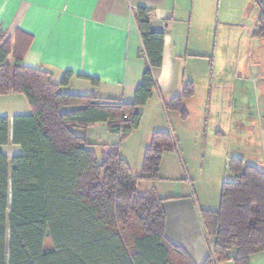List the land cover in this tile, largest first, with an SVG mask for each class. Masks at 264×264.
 I'll return each mask as SVG.
<instances>
[{
    "label": "trees",
    "instance_id": "16d2710c",
    "mask_svg": "<svg viewBox=\"0 0 264 264\" xmlns=\"http://www.w3.org/2000/svg\"><path fill=\"white\" fill-rule=\"evenodd\" d=\"M150 15L136 8L149 65L133 102L62 91L72 72L57 84L49 72L23 65L31 36L17 31L13 39L0 30V96L24 95L32 109L12 122L0 116V264H195L167 237L165 199L154 187L139 192L143 180L161 179L165 152L177 151L173 133H152L140 175L121 156L163 64L165 33L153 30ZM258 22L255 36L264 37L263 6ZM194 94L186 82L165 109L187 119L184 101ZM99 123L121 141L94 143L81 132ZM10 140L21 147L11 159L2 150ZM228 168L235 177L222 183L218 208L201 210L212 248L203 264H249L264 251V170L242 156L230 157Z\"/></svg>",
    "mask_w": 264,
    "mask_h": 264
},
{
    "label": "crops",
    "instance_id": "0c3cea01",
    "mask_svg": "<svg viewBox=\"0 0 264 264\" xmlns=\"http://www.w3.org/2000/svg\"><path fill=\"white\" fill-rule=\"evenodd\" d=\"M251 3L253 0H0V30L13 39L17 31L31 36L23 65L49 72L57 84L66 72H72L70 84L62 91L94 93L126 102H133L136 88L149 65L142 52L136 8L150 9L151 27L165 33L163 64L153 71L156 89L139 110V127L122 142L121 156L129 163L127 146L134 145L141 149L143 160L152 133L173 129L177 151L165 152L163 156L169 166L163 169L162 161L161 179L141 183L146 184V190L156 188L165 199L167 237L174 245L185 249L195 264H203L212 250L201 210H215L219 206V201L216 206L213 199L201 202L200 191H196L194 184L206 171L207 142H211V154L215 156L216 149L220 148L223 152L220 156L227 159V163L230 157L236 156L233 152L249 145L247 116L241 110L243 78L240 71L245 64L240 51L239 60L231 61L222 56L220 70L216 71L215 67L217 47L221 53L226 52L228 47L223 42L232 29L244 30L241 40L248 32L245 20ZM261 12L262 6L258 3L252 17L255 21L253 37H256ZM7 62L13 64L15 58L10 55ZM229 68L233 76L226 78L225 70ZM84 76L96 78L99 83L94 84ZM225 79L231 80L233 85V92L228 89L227 95L223 91ZM188 81L194 84L195 94L184 101L189 116L183 119L174 110L168 112L165 103L181 94ZM21 96H0V116H8L12 122L17 115L31 114V106ZM164 111L168 120L170 118V128L164 122ZM172 118L177 125L172 123ZM190 131H195L193 136ZM81 132L94 143L103 141L102 135L104 143L121 141V134L110 133L105 123ZM196 148L199 150L193 153L192 149ZM2 150L9 159L21 153V147L11 140ZM176 160L179 163H174ZM197 161L201 163L198 169ZM218 173L215 170L209 180ZM249 264H264V251L253 254Z\"/></svg>",
    "mask_w": 264,
    "mask_h": 264
},
{
    "label": "rangeland",
    "instance_id": "374dc122",
    "mask_svg": "<svg viewBox=\"0 0 264 264\" xmlns=\"http://www.w3.org/2000/svg\"><path fill=\"white\" fill-rule=\"evenodd\" d=\"M253 3L248 6L247 19L245 20L247 25H249V29H247L248 32L246 33L245 37L241 40L242 31L244 30L238 29L236 27L235 29H232V31L226 36V41L223 42L228 47L226 52L221 53L222 51L220 47H217V63L215 68L216 71L220 70L219 65L222 56H226L231 61H234L235 59L236 61L239 60L237 58L238 52L240 51L239 54L241 55L242 62L245 64V68H241L240 71V76L243 78L241 110H243L247 116V135L249 145H245V147H242L240 151H235L233 153L236 154V156H244L248 163L254 164L264 170V37H253L252 35V32L255 28V21L252 20L253 11L255 12L259 2L258 0H253ZM218 39V42H220L221 38L219 37ZM240 41H242V43H240ZM249 67H253V69H250ZM232 71V68L225 70L226 78H229L231 74L233 76ZM224 82L225 85L223 91L227 95V93L229 92L228 89H230L231 91L233 85L231 84V80L225 79ZM232 92L233 90L230 93ZM21 97L22 99H24V101H27L24 95H22ZM226 102L228 103V101ZM168 112H170V110H168ZM163 115L164 122H167V125L170 128V126H172L169 121L170 118L168 120L165 111ZM172 123L177 125L176 121L173 118ZM170 130L174 134L173 129ZM103 132L104 131L102 129L100 133L102 134ZM190 132L192 136L195 133V131ZM101 138H103V141H101L100 139L97 143H104L105 137H103L102 135ZM127 139H129V137H127L124 141H127ZM189 143L195 145L194 142ZM207 143L209 145H207L205 149L207 159L205 162L206 171L203 176L195 180L194 184L196 186V191L198 189L200 191V196L198 195V199L200 200L201 198V202L204 200L211 201L213 199L215 201L214 204H216L217 206L218 201L220 199L222 186L217 188L216 184L218 183L219 186L223 183V180L231 181L234 179L235 175L229 170L227 159L220 156V153H223L220 152L221 149L217 148L216 155L213 156L210 152L212 150V145L210 144L211 142ZM127 147V156L129 158L130 167L132 168L135 174H142L143 160H141V149H137V147L134 145H129ZM198 150L199 148L192 149V152L195 153ZM224 159L226 160L225 163ZM177 162L179 163V161L177 160L174 163ZM168 166L169 162L165 160L162 164L163 169ZM195 167L196 169L200 168L201 163L197 161V163H195ZM11 169L12 164L11 162H9V170L11 171ZM215 170H218L219 172L217 177L209 180L211 178V175H213L214 177ZM146 188V184H139V192L144 193L146 191Z\"/></svg>",
    "mask_w": 264,
    "mask_h": 264
},
{
    "label": "water",
    "instance_id": "95a60500",
    "mask_svg": "<svg viewBox=\"0 0 264 264\" xmlns=\"http://www.w3.org/2000/svg\"><path fill=\"white\" fill-rule=\"evenodd\" d=\"M259 4L264 7V0H258Z\"/></svg>",
    "mask_w": 264,
    "mask_h": 264
}]
</instances>
